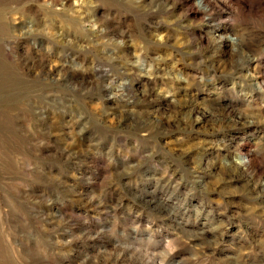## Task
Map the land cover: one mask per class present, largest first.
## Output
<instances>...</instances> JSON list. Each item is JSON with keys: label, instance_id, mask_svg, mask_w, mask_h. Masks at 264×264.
<instances>
[{"label": "rangeland", "instance_id": "rangeland-1", "mask_svg": "<svg viewBox=\"0 0 264 264\" xmlns=\"http://www.w3.org/2000/svg\"><path fill=\"white\" fill-rule=\"evenodd\" d=\"M0 264H264V0H0Z\"/></svg>", "mask_w": 264, "mask_h": 264}, {"label": "bare ground", "instance_id": "bare-ground-1", "mask_svg": "<svg viewBox=\"0 0 264 264\" xmlns=\"http://www.w3.org/2000/svg\"><path fill=\"white\" fill-rule=\"evenodd\" d=\"M234 41H235V39H234V38H228V39L225 41V43H226V42H227V43H228V42H229V43H230V42H231V43H234ZM231 43H230V44H231ZM240 162H241V163H243V162H244V160H243V159H241V161H239V163H240ZM241 163H240V164H241Z\"/></svg>", "mask_w": 264, "mask_h": 264}]
</instances>
